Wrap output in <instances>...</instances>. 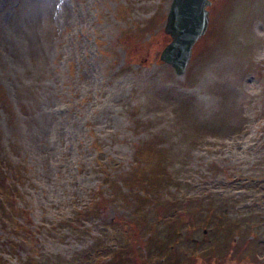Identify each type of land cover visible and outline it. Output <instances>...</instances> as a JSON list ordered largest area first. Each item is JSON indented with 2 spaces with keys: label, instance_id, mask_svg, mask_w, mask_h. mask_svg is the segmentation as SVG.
<instances>
[{
  "label": "rangeland",
  "instance_id": "374dc122",
  "mask_svg": "<svg viewBox=\"0 0 264 264\" xmlns=\"http://www.w3.org/2000/svg\"><path fill=\"white\" fill-rule=\"evenodd\" d=\"M210 1L177 74L171 0H0V264H264V0Z\"/></svg>",
  "mask_w": 264,
  "mask_h": 264
},
{
  "label": "water",
  "instance_id": "95a60500",
  "mask_svg": "<svg viewBox=\"0 0 264 264\" xmlns=\"http://www.w3.org/2000/svg\"><path fill=\"white\" fill-rule=\"evenodd\" d=\"M210 0H172L164 31L170 41L163 47L160 59L181 74L192 54V47L208 26Z\"/></svg>",
  "mask_w": 264,
  "mask_h": 264
},
{
  "label": "trees",
  "instance_id": "16d2710c",
  "mask_svg": "<svg viewBox=\"0 0 264 264\" xmlns=\"http://www.w3.org/2000/svg\"><path fill=\"white\" fill-rule=\"evenodd\" d=\"M2 179V178H1ZM0 188H1V185H0ZM0 200H1V198H0Z\"/></svg>",
  "mask_w": 264,
  "mask_h": 264
}]
</instances>
